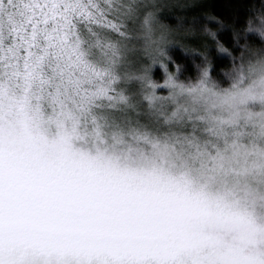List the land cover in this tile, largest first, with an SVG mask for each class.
I'll return each mask as SVG.
<instances>
[{
	"label": "snow or ice",
	"instance_id": "snow-or-ice-1",
	"mask_svg": "<svg viewBox=\"0 0 264 264\" xmlns=\"http://www.w3.org/2000/svg\"><path fill=\"white\" fill-rule=\"evenodd\" d=\"M213 7L0 0V264H264V0Z\"/></svg>",
	"mask_w": 264,
	"mask_h": 264
},
{
	"label": "trees",
	"instance_id": "trees-1",
	"mask_svg": "<svg viewBox=\"0 0 264 264\" xmlns=\"http://www.w3.org/2000/svg\"><path fill=\"white\" fill-rule=\"evenodd\" d=\"M207 2L210 5L214 6L210 10L212 11L213 14L217 16H220L227 11L224 7L226 0H207ZM225 39H227V37H225Z\"/></svg>",
	"mask_w": 264,
	"mask_h": 264
}]
</instances>
